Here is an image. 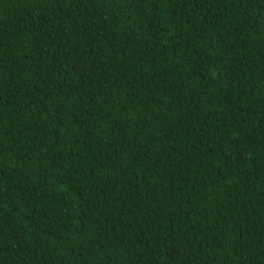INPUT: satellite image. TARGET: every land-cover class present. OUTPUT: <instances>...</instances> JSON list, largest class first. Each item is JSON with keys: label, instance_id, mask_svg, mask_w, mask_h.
<instances>
[{"label": "trees", "instance_id": "obj_1", "mask_svg": "<svg viewBox=\"0 0 264 264\" xmlns=\"http://www.w3.org/2000/svg\"><path fill=\"white\" fill-rule=\"evenodd\" d=\"M0 264H264V0H0Z\"/></svg>", "mask_w": 264, "mask_h": 264}]
</instances>
